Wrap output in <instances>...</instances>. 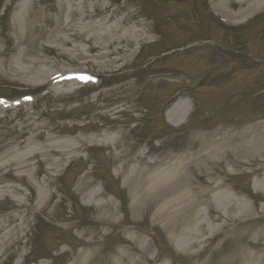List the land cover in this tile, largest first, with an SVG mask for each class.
Listing matches in <instances>:
<instances>
[{
	"label": "rangeland",
	"instance_id": "1",
	"mask_svg": "<svg viewBox=\"0 0 264 264\" xmlns=\"http://www.w3.org/2000/svg\"><path fill=\"white\" fill-rule=\"evenodd\" d=\"M109 1L112 0H105V2ZM9 2V0L0 2V95L19 97L29 92L34 100L28 106H22L21 111L0 112V167H5L4 162L12 160L14 155L24 154L34 148H42L44 153L53 148L58 150L60 139H75L79 136L88 138V143L96 144V146L89 153L78 154L66 176L60 180L55 179L50 189L55 195L54 198L47 203L43 212L38 213L31 220V232H33L32 238L30 237L31 242L28 246H24L22 243L25 240H21V246H14L15 250L20 246L18 254L4 259L0 264H17L22 260V255L29 252L30 254L26 255L25 264L40 263L43 257L49 258L52 264H72L81 253L86 252L90 260V253L100 250V254L107 257H115L121 249H125L135 258L145 254L137 243L126 238L127 234L138 238L140 242L143 241L142 237H148L147 242L151 246L153 243L149 242V239H154L156 242L154 247L160 243V248L157 247L158 251L152 248L155 253L154 258L151 260L146 255L143 264L145 262L152 264L154 261L156 264H262L264 241H260L259 234L264 229V218L262 221L252 220L243 223L244 228L246 227L244 230L239 226L241 224H238L244 220L242 218L244 214H238L236 217L238 221L234 224L236 231L228 235L225 227L223 229L226 230L221 229V222H214L209 227L211 230L200 235L195 247L188 248L187 251H177L166 239L161 228L152 224L150 217L138 213L135 219H132L129 210V218L123 216L122 203L130 202L129 190L122 188L124 175L117 177L116 173L126 160L133 159L145 151L142 143L149 140V137L150 139L162 137L165 145L175 147L182 139L178 137L179 135L182 134L186 138L191 130H198L203 118L196 99L204 92L207 93L202 108L205 114H208L210 118L213 117L214 121L209 119L205 122L204 120L207 127L214 123L215 127L224 123L241 126L252 119L254 104L263 89L258 88L248 95L245 94L243 91L246 90L243 88L248 81L242 80L241 73L236 70L240 66L248 65L246 61L250 58L248 53L255 52L258 56L264 57V11L257 14L259 19L251 20V17L246 24L230 31L232 41L236 42V45H243L242 49L246 50L242 53L238 50H230L234 46L228 34L219 31V36L215 33V35L209 34L203 24L201 9L191 8L189 4L185 13L189 15L187 26L191 27V31L201 39L212 41L215 45H224L229 49L220 47L214 50L209 46L201 48L199 43L195 42L198 46L194 44L192 48L194 50L180 51L175 50V47L177 49L178 46L193 43L198 38L195 35L189 36L181 27L166 24L164 17L167 13L171 14L173 9L168 6L149 7V0H115L112 6L119 9L114 11V17L108 22L101 20V17L82 22L79 17H76V20L69 24L65 17L62 27L51 26L34 47L37 61L34 59L35 56H29L27 63L19 62L22 68H31L28 75L21 76L14 74L8 67L11 62L13 64L18 62L20 52L26 47L15 45L11 22L18 16L20 8H7ZM170 2L179 3L180 0ZM252 3L253 0H237V3L227 5L230 10L236 12L252 6ZM200 4L202 10L203 8L207 10L209 0H200ZM50 6L51 10H47ZM88 7L89 11L93 12V0L88 1ZM32 11L39 16L46 15L53 18L57 14V2L56 0H35ZM106 15L107 19L111 17L109 12L105 14V17ZM191 20L201 23L199 24L201 27H192ZM143 23H147L145 28ZM143 29L150 30L144 45L140 43V39L143 38L141 35ZM162 49L170 51L167 52V56L149 59L151 55L161 52ZM189 55L192 56L189 57ZM88 61L91 64L87 65ZM144 63L149 65L147 71L142 67ZM252 63L251 61L250 65ZM263 68L261 67V70ZM67 69L91 71L106 78L117 77L118 80L125 75H133L139 80L136 82L130 80L127 86L121 88H119L121 85L108 87V90L100 92L106 94L111 91V93L103 95L97 101H92L88 95L89 88L79 89L73 84H47L48 78L53 73ZM152 69L155 74L150 77L148 73ZM229 69L234 71L225 82L214 87L205 88L203 87L205 85H201L202 89L196 86L201 79L203 82L208 79L207 85L212 84L214 76L228 70L222 75L226 76L230 73ZM189 71L190 75L193 74L192 83L187 79L186 74ZM168 72H171V75ZM206 74L212 75L206 76ZM258 74L264 78V70ZM248 85L250 86V83ZM210 92L212 93L209 95L210 99L214 97L212 102L207 97ZM96 94L98 92L93 96ZM183 95L190 97L186 100L191 106L194 105V113L190 122L181 127L180 134L167 135L173 131V127L168 123L165 112ZM248 100L251 103H248ZM261 106H264V99L260 101ZM108 107L109 109H105ZM134 107L138 110L133 109ZM136 112L141 113L140 117ZM239 113H243L244 116L240 118ZM260 114L264 115V109ZM123 124H127L126 135L116 150L114 146H108V143L101 145L92 142L93 138L103 134L104 130L121 129ZM132 127L133 131L129 133ZM153 147L158 153L157 146ZM8 154L11 158L5 157L1 160ZM49 158L54 160L56 157ZM45 159L46 156L40 154L39 158L32 159L30 162L32 166L29 169L33 171L37 169V161L40 162L36 181L48 177L41 170L44 169ZM84 168H87L88 172L79 176ZM62 169L63 167L60 168L59 173H62ZM219 169L221 170L222 167ZM33 171L28 173L32 174ZM194 173L195 182L200 176L202 180L203 176L207 175ZM98 176L104 180L103 183ZM251 176L249 174L230 176L229 186L236 189L239 196L246 198L248 205L261 213L264 209V195L252 190ZM88 181H91L90 187L84 191L80 190L81 184ZM103 184L106 199L110 198L107 193L114 194L115 203L119 207L117 217L120 222L110 220L102 225L98 219V211L85 205L87 194L92 189L103 190ZM24 186L23 188L19 186L23 193H12L11 201L0 202V211H5L9 207L16 208L15 200L24 198V195L29 199L28 204L36 200V188L32 185ZM213 216L217 217V213ZM47 218L51 219V223L44 224ZM76 219L79 221L77 222ZM67 220L70 221L66 222ZM231 223L228 222L227 225ZM91 230L97 233L93 238L96 245L88 244L91 239L88 232ZM257 241H260L259 245L255 244ZM182 248L184 247L181 246ZM64 251L65 253L62 254ZM246 255H248L247 260L244 259ZM46 262L49 263V261Z\"/></svg>",
	"mask_w": 264,
	"mask_h": 264
},
{
	"label": "bare ground",
	"instance_id": "2",
	"mask_svg": "<svg viewBox=\"0 0 264 264\" xmlns=\"http://www.w3.org/2000/svg\"><path fill=\"white\" fill-rule=\"evenodd\" d=\"M16 1V0H13ZM89 0H56L57 14L51 18L46 15L39 16L32 9L35 0H17L20 2V12L11 22V31L15 45L26 46L18 57L16 64L8 66L14 74L26 76L31 68L21 67L20 64L27 63L29 56H37L34 47L37 41L42 39L51 26L59 28L63 26L65 17L68 23H72L79 17L81 20H92L97 16H103L108 6L101 3L102 0H93L94 11L91 13L88 8ZM236 0H213L212 9L219 16L228 22L244 20L254 10L264 6L263 0H253L252 6L232 12L226 7L227 4ZM235 3V2H233ZM51 10V6L47 8ZM115 13V12H113ZM112 19L102 18L104 22ZM142 32V31H141ZM143 35V34H141ZM20 62V64H19ZM37 63V62H36ZM35 64V63H33ZM90 64V62H87ZM46 76V75H45ZM44 76V77H45ZM44 81V80H43ZM190 115L186 102L174 104L167 113L169 122L174 126H181ZM182 123V124H181ZM113 132V131H111ZM125 135L124 130L116 133H108L106 140L117 146L119 139ZM76 143L62 141L60 149H52L46 153L41 149H31L24 154H16L2 157L11 158L4 162L5 167H0V202L11 201L12 193L23 192L13 182H21L23 185L30 184L37 188V203L26 206L24 201L17 200L15 210L10 208L0 212V262L18 254L21 240L26 235L30 218L38 211H43L46 204L53 198L50 188L53 184L50 175L52 172L66 162L75 158V155L88 149L86 140L76 139ZM43 153V154H42ZM45 155L44 163L46 168L42 171L48 178L38 182L26 181L24 174L31 167L30 161ZM56 156L51 160L49 157ZM225 165L226 169L218 171V166ZM10 169H8V168ZM261 173L257 182H254L255 192L264 193V123L258 122L240 130L217 129L213 132L194 133L185 143L178 148V153L161 152L153 156L150 151L136 157V160H128L123 165L126 173L122 185L130 192L131 217L134 219L138 213L150 217L153 224L158 225L166 234L171 243L179 251H187L198 244V239L203 232L211 230L210 225L214 222L224 220L222 227L228 222H236L238 214L243 213L246 222L248 220L262 221L264 216L254 210L246 200L236 193L231 192L222 180L223 174L235 172ZM14 174V177L12 173ZM39 169L36 174H38ZM205 172L207 179L195 182V173ZM35 174V176H36ZM118 175V174H117ZM5 183V184H4ZM85 185L83 189L87 188ZM104 192L92 190L88 194L87 205L93 204L99 211V220L105 224L109 220L117 219L118 206L112 199L103 200ZM97 201V202H96ZM204 206V209H200ZM217 213V217H214ZM244 220V221H245ZM238 221V220H237ZM234 226L230 232L233 233ZM92 239L89 245H96L93 241L94 230L89 231ZM129 237V236H128ZM260 241H264V229L259 234ZM130 240L138 242L137 238L130 237ZM258 241V242H260ZM139 248L145 253L139 258L130 255L129 252L119 250L115 257L101 255V250L91 252L90 260L86 252L78 256L73 264H143L147 256L153 258L152 249L144 242H140ZM176 244L180 248L176 247ZM15 245H20L16 250ZM256 245H259L257 243ZM181 246L184 247L181 249ZM248 255L244 256L247 260ZM24 264V263H18ZM264 264V259H262Z\"/></svg>",
	"mask_w": 264,
	"mask_h": 264
}]
</instances>
